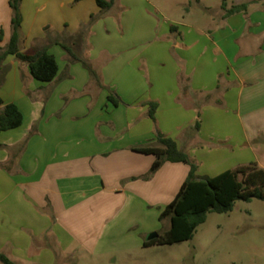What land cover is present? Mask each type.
I'll list each match as a JSON object with an SVG mask.
<instances>
[{
  "label": "crops",
  "instance_id": "1",
  "mask_svg": "<svg viewBox=\"0 0 264 264\" xmlns=\"http://www.w3.org/2000/svg\"><path fill=\"white\" fill-rule=\"evenodd\" d=\"M20 12L21 51L47 47L58 72L40 82L13 55L3 62L0 99L22 124L0 131V250L26 252L30 236L100 254L144 247L190 169L165 162L148 176L155 157L134 148L154 144L157 132L199 177L252 162L264 169V8L205 27L163 19L151 0H114L106 11L94 0H22ZM92 15L76 46L70 37ZM11 17L0 0V47Z\"/></svg>",
  "mask_w": 264,
  "mask_h": 264
},
{
  "label": "trees",
  "instance_id": "2",
  "mask_svg": "<svg viewBox=\"0 0 264 264\" xmlns=\"http://www.w3.org/2000/svg\"><path fill=\"white\" fill-rule=\"evenodd\" d=\"M22 0H9L12 10L11 35L8 43L0 47V78L3 79L7 67L3 65L7 56L13 55L18 61L25 63L31 76L40 82H51L57 75L58 65L53 55L48 53L47 47L33 51H21L20 28L22 15L20 4ZM81 0H75L78 2ZM101 11L110 9L114 0H94ZM248 3L232 6L225 11V16L246 12ZM222 9L225 10V0ZM91 16L87 25L80 28L76 35L70 40L76 45H82L90 29L91 24L97 19ZM3 39V31H0V43ZM70 56L73 62H81L90 72L92 78L97 80L96 73L89 64L65 43L57 42ZM1 82V81H0ZM207 96V100L210 98ZM108 100L114 105L118 104L113 96ZM157 103L148 104V116L154 120ZM0 131H8L22 124V114L14 104H4L0 99ZM195 124V129H198ZM154 144L134 148V151L142 154L154 155L155 160L150 168L148 176L152 175L165 162L185 163L190 169L185 181L180 186L174 199L166 205L159 215V221H169V227L153 240L144 241L143 246L148 247L155 244H174L192 239L196 229L206 220L207 214L214 212L218 214L230 212L236 201L250 202L253 199L264 201V169L252 162L226 170L214 177H199L198 166L192 162L188 155L177 147L176 142L160 132L155 134ZM0 263L16 264L0 252Z\"/></svg>",
  "mask_w": 264,
  "mask_h": 264
},
{
  "label": "rangeland",
  "instance_id": "3",
  "mask_svg": "<svg viewBox=\"0 0 264 264\" xmlns=\"http://www.w3.org/2000/svg\"><path fill=\"white\" fill-rule=\"evenodd\" d=\"M151 2L163 19L184 20L203 27L234 5L248 3L251 11L264 8V0H225V10L223 0ZM168 227L169 221H159L157 231L153 232L162 234ZM46 237L42 245L38 237L30 236L34 243L28 251L18 255L10 249L0 252L16 264H264V201L239 200L230 212L208 213L192 239L174 244L100 254L86 252L77 244H55L52 236ZM43 250L50 254V262Z\"/></svg>",
  "mask_w": 264,
  "mask_h": 264
},
{
  "label": "water",
  "instance_id": "4",
  "mask_svg": "<svg viewBox=\"0 0 264 264\" xmlns=\"http://www.w3.org/2000/svg\"><path fill=\"white\" fill-rule=\"evenodd\" d=\"M158 236V233L152 232L147 236V240H153Z\"/></svg>",
  "mask_w": 264,
  "mask_h": 264
}]
</instances>
